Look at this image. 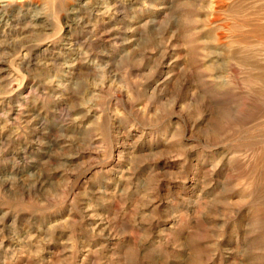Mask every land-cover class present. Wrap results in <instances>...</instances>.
<instances>
[{"label":"rangeland","instance_id":"374dc122","mask_svg":"<svg viewBox=\"0 0 264 264\" xmlns=\"http://www.w3.org/2000/svg\"><path fill=\"white\" fill-rule=\"evenodd\" d=\"M0 264H264V0H0Z\"/></svg>","mask_w":264,"mask_h":264}]
</instances>
